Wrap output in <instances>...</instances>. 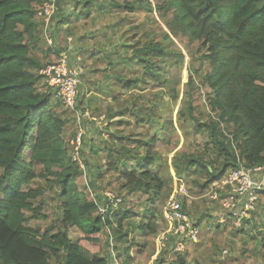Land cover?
Wrapping results in <instances>:
<instances>
[{"label": "trees", "instance_id": "16d2710c", "mask_svg": "<svg viewBox=\"0 0 264 264\" xmlns=\"http://www.w3.org/2000/svg\"><path fill=\"white\" fill-rule=\"evenodd\" d=\"M154 1V7L150 0H134L124 6L111 2L110 9L126 8L130 12L138 8L148 12L156 9L170 32L159 36L153 28L146 29L150 18L131 27L127 25L128 18L112 22L110 31L120 27L124 28V35L132 33L128 40L141 30L146 36L134 39L136 44L129 46L133 52L127 61L106 58L111 75H106L110 81L101 92L105 98L112 97L111 93L120 96L117 100L124 104L119 115L123 118L111 125L127 127L132 133L118 132L105 142L102 150L107 170L117 174L120 188L128 195L145 194L151 205L142 222L135 225L132 219L139 213L133 208L108 201L106 212L102 213L96 197L91 198L87 188H80L82 170L71 156L70 139L65 138L80 109H69L56 101L41 73L48 62L39 58L42 55L58 61L62 57V50L54 48L51 41L61 22L52 29L46 28L37 17L40 0H0V264H111L106 256L92 252L86 245H96L104 230L110 233L107 246L113 238L116 248L121 249L117 254L120 263L132 264L131 248L143 245L136 241L133 232L147 235L157 232L155 203L164 191L172 190L164 176L169 166L158 153L157 144L161 140L169 143V129L174 123L164 119L160 112L168 106L163 92L151 91L148 97L132 91L151 80L169 87V81L161 76L164 67L172 65L173 60L184 61L171 35L194 45L195 55L191 57L197 61L179 113L183 119L181 128L187 137L191 134L187 125L197 133L207 134L206 147L209 152L215 151L214 157L208 159L199 150H179L172 161L175 175L188 189L195 184L202 191L240 164L264 165V0ZM80 2L86 16L91 15L94 6H100L103 13L102 6L107 5L101 0ZM137 65L140 70L129 69ZM127 67L136 73L135 78L124 74ZM196 78L208 89L206 101L212 116L204 122L198 119L194 105L192 88ZM85 95L84 91L78 97L81 108L89 104ZM170 95L176 99L178 92L173 89ZM92 107L101 110V105ZM125 115L132 117L134 124ZM105 174L99 170L91 185L95 188L99 185L96 181L102 183ZM39 179H44L45 185H35ZM45 186L57 188L62 214L60 219L43 227L34 222L48 219L44 212ZM187 197L182 195L181 200L191 212ZM197 222L201 237L204 226L200 219ZM73 226L83 232V242L70 238ZM217 227L221 224L217 223ZM243 229L244 226L236 230ZM199 241H189L182 253L170 248L160 252L156 264H187L190 251ZM130 242L132 245L121 246Z\"/></svg>", "mask_w": 264, "mask_h": 264}, {"label": "rangeland", "instance_id": "374dc122", "mask_svg": "<svg viewBox=\"0 0 264 264\" xmlns=\"http://www.w3.org/2000/svg\"><path fill=\"white\" fill-rule=\"evenodd\" d=\"M79 1L60 0L59 13L54 17L55 23L53 25L57 23L55 21L56 18H73L74 21L68 27H59L58 29V26H56V30L53 32L55 38H51L54 48L60 49L62 52L66 51L65 53L71 65H73V62L81 65L82 73L78 84V97L80 99V95L85 91V96L89 102L87 104L88 108H81L77 97V108L80 109L79 113L82 112L81 114L83 115L79 119L74 117L71 123L73 125L71 127L68 126L69 129H67L65 138L68 141L80 130H84L85 132L82 157L86 165L84 168H81L83 175H80L79 178L80 188L83 190L87 188L91 198L95 196L101 208H107L108 201L115 202L119 207L124 206L126 209L133 208L135 212L139 213L138 217L132 219V222L137 225L142 222L141 220H143L145 210L151 206L146 201L148 196L141 193L128 195L125 190L120 188L121 180L114 171L107 170L106 154L102 150L105 142L110 139L112 134H132L127 127L111 125L112 122L115 124L117 120L123 118L119 115V110L123 107L124 103L121 100H117L120 99V96L116 93H111L112 97L105 98L102 97L101 92L108 86L107 83L110 81L108 76L106 78V75H111L109 73L110 66L106 58H111L116 62L125 58L127 61L129 59L128 56L133 52V49L129 46L136 44L133 43L134 39L145 37L146 35H143L144 30H141L135 37H131L132 39L128 40V36H132V33H125L124 35V28L120 30V27H118L114 32L108 28L118 18H128L129 24L127 25H130V27L132 24H137L144 18H150L146 29L153 28L154 31L158 32L159 36L163 32L169 33L170 31L156 9L153 12H148L143 8H138L135 12L127 11L126 8H120L119 10L110 9L111 2H118L124 6L126 4H132L134 0H101L103 3H107L106 6L109 7L106 9V6L103 5L102 9L104 11L100 13L102 12L100 11L101 7L94 6L91 8L90 16H86L84 11H82V2L79 4ZM150 1L154 7L156 2L154 0ZM111 18L114 19L111 20ZM70 36H72V39H69ZM171 39L177 50L184 55V61L183 63H174L173 60L170 61L172 65L164 67L161 76L163 80L167 79L169 81V87H167V84L161 85L159 81L151 80L148 83H142L141 89L132 91V93L139 92L148 94V97H151L149 93L151 91L163 92V100L167 102L168 106H166V109L161 108L160 112H162L164 119L173 120L174 123L169 129V143L161 140L157 144L158 153L163 155L169 166L164 176L168 179L172 190L171 193H169L168 189L164 191L161 198L155 203L157 232L150 235L138 231H136L137 233L133 232L136 241L143 245L140 247H136L135 245L131 248L132 264H156V259L159 255L157 254L158 248L156 241L158 234L164 231L166 227L162 215L163 205L170 194L176 189L175 179L172 177L174 172L172 161L175 154L179 150L184 149L199 150L208 159L213 158V155H215L213 149L209 152L206 147L209 140L207 134L197 133L195 129L191 128V125H187L191 132L187 137L181 128L183 119L179 117V113L186 97L189 76L192 71L194 73L197 67V61L192 60L191 54L195 55L193 51L194 45L188 44L187 39L173 35H171ZM70 46H72V50L68 51V47ZM39 58L44 63L51 61L42 55H39ZM191 66L194 70L191 69ZM131 68L141 69V67L138 68V65L137 67H130L129 69ZM129 69L127 67L124 70V74L127 77L135 78L136 73L128 71ZM173 89L178 92L176 99L170 95ZM192 91L195 92L194 105L197 117L201 122H204L209 118L210 114L212 116L206 101L208 89L196 78ZM100 100H104V102ZM95 104L101 105V110H96L92 107ZM86 110L90 114L99 117V119L95 121L89 120L86 116ZM124 118H129L134 124V119L129 115H125ZM132 125L130 126L132 127ZM37 169L40 170L41 166H38ZM99 170L103 172V175L105 173L107 174H105L102 183L96 181L100 187L98 185L94 188L91 183L94 182ZM38 184L45 185V180H37L35 185ZM208 190L209 188L201 191L195 184L189 187L187 202L191 207L190 213L195 219H200L204 227L198 245L190 251L187 264H264V191L260 193L257 211L253 214V219H248L244 224V229L237 232V228L232 223L227 226L221 225V227H217V223L219 224L216 218L218 216L216 214L218 206L209 199L207 195ZM108 193L112 194V196L109 197ZM43 200L44 212L47 214L48 219L46 221L34 222V225L39 224L44 227L48 226L52 221L60 219L62 212L59 207L60 202L57 196V188L51 190L47 187ZM109 234V231L104 230L99 234L100 241L96 245H86L89 246L92 252L100 253L112 262V259L114 260L117 257L121 249L116 248V243L113 238L110 240V245L107 246L106 242ZM69 236L74 242H83V232L76 226L70 228ZM128 245H132L131 242L122 244L121 246ZM117 258L121 262V259L119 257Z\"/></svg>", "mask_w": 264, "mask_h": 264}, {"label": "built area", "instance_id": "2783aa9c", "mask_svg": "<svg viewBox=\"0 0 264 264\" xmlns=\"http://www.w3.org/2000/svg\"><path fill=\"white\" fill-rule=\"evenodd\" d=\"M40 2L37 17L44 21L47 29H50L55 23L54 17L59 13L60 0H40ZM41 73L46 80V88L53 97L66 108L76 109L81 65L74 62L71 65L67 54L64 53L58 61L48 62L41 69ZM77 112L79 119L83 114L79 113V110ZM86 116L92 121L99 119L87 110ZM84 133V130H80L69 140L71 156L80 168L86 165L82 157ZM173 175L176 189L163 205L166 227L158 234L157 254L168 248L172 252L182 253L186 250L189 241L197 242L200 239L201 229L198 219L191 215L181 200L182 195H189V189L174 172ZM262 191H264V165L248 167L240 164L215 180L210 185L207 195L218 206L217 221L221 225L232 223L234 227L240 229L248 219L253 218ZM108 196L111 197L112 194L108 193ZM106 209L101 208V212L105 213ZM111 264H120V262L116 257L112 259Z\"/></svg>", "mask_w": 264, "mask_h": 264}, {"label": "crops", "instance_id": "0c3cea01", "mask_svg": "<svg viewBox=\"0 0 264 264\" xmlns=\"http://www.w3.org/2000/svg\"><path fill=\"white\" fill-rule=\"evenodd\" d=\"M55 21H56V22H59V21H60V22H61V25H60L61 27H68V26L71 25V24H70L71 22H67L66 19H63V18H56ZM62 21H64V22L62 23ZM52 27H53V25L51 26V29H52ZM69 39H72V36H70ZM53 47H54V45H53ZM69 50H72V46L68 47V51H69ZM65 52H66V51L61 52L62 55H63Z\"/></svg>", "mask_w": 264, "mask_h": 264}]
</instances>
